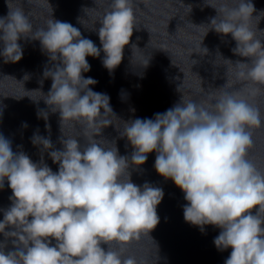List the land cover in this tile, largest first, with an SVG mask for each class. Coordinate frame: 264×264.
<instances>
[{
  "label": "clouds",
  "instance_id": "clouds-1",
  "mask_svg": "<svg viewBox=\"0 0 264 264\" xmlns=\"http://www.w3.org/2000/svg\"><path fill=\"white\" fill-rule=\"evenodd\" d=\"M207 5L217 12L209 30L230 34L236 42L233 53L248 58L235 62L237 78L252 82L258 86L255 91L264 94L259 87L264 86V39L256 35L264 31L257 28L259 19L255 31L251 26L259 18L253 17L254 4L220 0L218 7ZM186 8L191 11V5ZM99 24L102 47L52 16L35 29L23 8L9 7L0 17L4 62L22 59V38L38 40L52 62L43 72L52 80L45 103L59 112L61 131L68 122L93 130L91 136L85 132L83 144L63 134L59 150H51L50 138L33 136L34 145L51 150L48 155L59 165L57 172L43 160L36 163L24 152H14L11 140L0 134V189L6 179L12 191L11 205L0 220L5 237L0 264H148L126 251L142 237L151 238L160 220L157 206L163 189L133 183L128 157L96 139L112 124L109 116L114 113L110 97L89 87L97 81L82 75L91 67L86 57H99L101 51L110 72L121 63L134 28L138 30L133 0H112ZM218 90L207 104L181 96L154 118L126 122L121 135L133 147V165H143L149 153H156V172L184 193L186 222L201 232L205 225L221 230L214 238L216 248L232 249L224 264H264V167L252 155L254 132L264 128V113L240 91L229 90L228 82ZM39 115L47 119L43 110ZM8 238L14 250L5 252Z\"/></svg>",
  "mask_w": 264,
  "mask_h": 264
}]
</instances>
